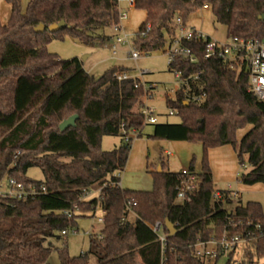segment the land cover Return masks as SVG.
Segmentation results:
<instances>
[{
	"label": "trees",
	"instance_id": "1",
	"mask_svg": "<svg viewBox=\"0 0 264 264\" xmlns=\"http://www.w3.org/2000/svg\"><path fill=\"white\" fill-rule=\"evenodd\" d=\"M5 1L11 10L6 23L0 17V181L14 177L45 186L47 192L26 201L0 197V264H47L53 249L46 244L48 239L77 228L78 217H95L98 207L104 217L102 237L90 234L88 252L78 256L70 255L65 242L56 248L60 264H90L91 259L95 264H115L133 252L143 264H215L199 258L194 245L198 238L209 240L224 231L248 241L242 258L235 259L232 251L226 264H256L264 257L262 204L247 201L227 210L222 201L211 203L217 190L208 161L212 148L232 145L239 163L250 167L240 181L264 183V101L249 90L245 72L205 59L203 40L185 41L197 61L177 59L170 70H181L182 78L201 72L198 83H191V92L205 91L206 98L188 101L182 85L166 99L180 122L154 123L148 136L201 142L199 186L190 201H176L180 171H166L162 162L161 171H148L151 190L125 188L121 174L133 138L125 141L123 130H136L141 137L149 124L140 111L146 95L141 81L133 76L119 81L115 74L130 73L122 65L95 77L85 70L82 59H63L48 50L55 38L70 36L90 45L108 38L94 32L119 22V0H28L25 9L23 0ZM206 4L215 21L226 26L228 36L264 39L260 18L264 0H135L134 6L147 14L134 36L136 45L146 53L166 50L176 35V16L186 24ZM61 21L64 27L49 30ZM40 24L46 29L36 32ZM73 115H78L76 125L61 130L60 124ZM247 125L251 128L238 139V131ZM104 135H120L122 143L104 150ZM31 167L40 168L44 178L29 177ZM95 189L99 195L87 198L86 193ZM167 221L177 231L168 236L163 259L151 225L161 222L169 233Z\"/></svg>",
	"mask_w": 264,
	"mask_h": 264
},
{
	"label": "rangeland",
	"instance_id": "2",
	"mask_svg": "<svg viewBox=\"0 0 264 264\" xmlns=\"http://www.w3.org/2000/svg\"><path fill=\"white\" fill-rule=\"evenodd\" d=\"M27 2L28 0H23V7ZM119 8L121 11L127 12V17L121 21L120 30L117 31L111 26L94 32L98 37L109 35L110 37L105 40H98L94 45H90L70 36H65L63 39L51 40L48 43V50L63 59L85 58L86 70H89V73L95 77L101 76L114 65L133 69L141 82L149 88L153 87L151 98L147 100V104L153 110V115L157 117V122H180V116L170 114L171 108L166 103L168 95L174 96V90L179 87V80L170 70L169 58L165 49L143 53L138 59H134L130 57L131 48L128 44H118L117 55H112L110 49L115 39L128 35L129 40L132 41L147 16L145 10L131 6L130 0H119ZM10 10V5L5 0H0L2 21ZM186 24L188 29L195 28L207 36L222 41L227 40L226 26L215 21L213 11L208 4L192 13L187 18ZM250 128L251 125H247L239 130L238 139H241ZM152 132L153 124H146L143 135L133 139L127 165L121 174V181L125 188L151 190L153 180L148 171L149 169L159 171L162 162L165 164L166 171L179 172L184 168L190 169L194 159V171L197 173L201 171L204 157L201 142L150 138L148 135ZM121 143L120 135H104L101 138V147L104 150H112ZM208 161L217 189H225L229 183H232L233 189L240 190L241 200L234 197L230 201L225 200L223 202L227 210H233L238 204H245L247 201L260 202L264 209V183L247 185L240 181L241 173L249 170L250 167L247 162L244 165L239 163L236 150L232 145L228 144L210 149ZM28 176L36 180L44 178L42 170L38 167H31L28 170ZM94 191L100 193L98 189ZM99 215H103V213L98 207L95 217H78V229L69 230L66 237L59 233L60 238H49L46 244H51L53 249L47 264H60L56 248H62L65 242L71 256L87 253L90 246L89 233L93 231L94 225L95 231H99L102 226L97 223V216ZM242 247L243 244H240L235 253L237 260L242 258ZM226 261V257H221L217 262L213 260L212 263L226 264ZM90 264H95V260L91 259ZM256 264H264V257L257 260Z\"/></svg>",
	"mask_w": 264,
	"mask_h": 264
},
{
	"label": "built area",
	"instance_id": "3",
	"mask_svg": "<svg viewBox=\"0 0 264 264\" xmlns=\"http://www.w3.org/2000/svg\"><path fill=\"white\" fill-rule=\"evenodd\" d=\"M134 4L135 0H130V5L134 6ZM126 17L127 12L120 10L119 22L112 25L115 30L118 31L121 29V21ZM175 23L177 31L176 35L169 42L165 50V52L168 54L169 65H173L177 59L187 60L191 63L197 61L193 50L190 47L185 46L184 42L191 40H203L204 58L208 60H220L234 70L245 72L249 77V90L260 101H264V39L261 40L256 38L253 39L229 35L227 40L222 41L207 36L195 28L188 29L182 18L179 16H176ZM146 28L149 29L150 24H147ZM143 36H145V32H143ZM118 44H128L131 48L130 57L134 59H138L143 53H146L136 45L134 38L132 41H130L128 35H125L124 37H117L111 45L110 50L113 56L117 55L118 53ZM172 71L179 80V87L174 90V95L182 87V85H186L184 91L187 94L188 101L202 102L205 100V91L191 92V83H198L201 72H197L196 74H191L186 78H182L181 70L173 69ZM115 75L119 81L127 80L132 77V75L128 72L117 73ZM141 84L145 89L146 95L144 104L141 106L140 111L144 116L145 123H157V117L153 115V110L147 104V100L151 98L153 87L149 88L143 82H141ZM171 92H173V90H171ZM170 114H176V111L171 109ZM138 133L139 132L136 130H131L128 132L123 130L125 141H128L130 138L134 139L138 137ZM198 186L199 179L197 172L187 168L182 169L180 171V177L176 186V201H190L191 194L198 188ZM46 192L47 189L45 186L37 185L35 183H24L14 177H7L0 181V197L4 199L26 201ZM86 196L88 198L90 196V192H87ZM234 197L239 198L240 192L237 189H233L232 186H228L225 189H217L211 197V203L218 201L224 202L225 200L232 199ZM66 214L70 215L69 212H66ZM97 223H104L103 215L97 216ZM151 228L158 234L159 240L161 242L163 259H165L169 233H165L163 231V225L161 222H156L155 224L151 225ZM61 233L62 235H66L67 231L64 230ZM262 233H264L263 230ZM89 234H96L98 237H102L99 231H92ZM247 242V239L241 238L239 235H233L227 231H224L220 237H212L209 240L198 238L194 245V251L195 254L202 260L213 261L221 257L227 258L230 252L237 251L240 244H243L244 247Z\"/></svg>",
	"mask_w": 264,
	"mask_h": 264
},
{
	"label": "water",
	"instance_id": "4",
	"mask_svg": "<svg viewBox=\"0 0 264 264\" xmlns=\"http://www.w3.org/2000/svg\"><path fill=\"white\" fill-rule=\"evenodd\" d=\"M260 18L264 20V13L262 15H260ZM66 25V23L64 21H61L59 23H55L49 26V30L50 31H57L60 28L64 27ZM46 29V26L43 24H40L36 27V32H42ZM85 58H82V61H84ZM99 77V76H98ZM78 118V115H73L71 117H69L68 119L64 120L61 124H60V129L61 130H65L70 126H75L76 125V120ZM161 166L159 167V171H161ZM166 226L169 230V236H173L177 229L175 227V225L169 221L166 222Z\"/></svg>",
	"mask_w": 264,
	"mask_h": 264
},
{
	"label": "crops",
	"instance_id": "5",
	"mask_svg": "<svg viewBox=\"0 0 264 264\" xmlns=\"http://www.w3.org/2000/svg\"><path fill=\"white\" fill-rule=\"evenodd\" d=\"M27 5V4H26ZM26 5H25V7H23L24 9L26 8ZM205 6V5H204ZM9 17H10V11H9V13L7 14V16H6V18L2 21L3 23H6L8 20H9ZM187 25V24H186ZM110 37V36H109ZM84 62V61H83ZM125 67V66H124ZM84 68H85V64H84ZM130 69V74L132 75V76H134V77H137L138 78V76L136 75V73H134V71H133V69H131V68H129ZM85 70H86V68H85ZM88 73H89V70H86ZM90 74V73H89ZM94 76V75H93ZM140 80V79H139ZM237 159H238V156H237ZM239 161V160H238ZM211 168V167H210ZM211 172H212V169H211ZM212 177H213V180H214V176H213V173H212ZM120 185L122 186V187H125L124 186V184H123V182L122 181H120ZM228 186H232V183H229L228 185H227V187ZM99 190V189H98ZM239 192H240V190L239 189H237ZM100 191V190H99ZM98 191V192H99ZM99 195V193H97V192H95L94 190L92 191V192H90V198L91 197H97ZM88 197V198H89ZM239 199L241 200V194H240V197H239ZM102 213H103V211H102ZM95 229V225H94V227H93V230ZM115 264H143L142 263V261H141V259H140V257H139V255L137 254V253H132V254H130L128 257H125V258H122V259H120L119 261H117Z\"/></svg>",
	"mask_w": 264,
	"mask_h": 264
}]
</instances>
